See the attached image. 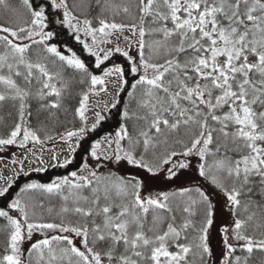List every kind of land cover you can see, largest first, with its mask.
<instances>
[{"label": "snow or ice", "instance_id": "1", "mask_svg": "<svg viewBox=\"0 0 264 264\" xmlns=\"http://www.w3.org/2000/svg\"><path fill=\"white\" fill-rule=\"evenodd\" d=\"M23 4L30 13V22L16 28L0 25V103H18L19 111V122L7 137H0V146L25 148L29 142L44 143L25 122L33 80L41 85L38 98H57L44 107H60L62 91L56 83L60 74L49 70L48 64L39 58L41 52L89 78V91L82 94L75 109L81 126L60 136L73 152L79 147V141L105 120L103 112L97 110L94 120L89 122L86 112L90 93L98 94V85L101 86L99 91H106L105 78L110 76L117 77L121 85L127 83L123 67L113 65L103 69V75L98 76L72 49L65 47L61 51L50 43L55 36L54 31L48 30L51 9L61 17L57 23L87 55L94 57L95 68L100 69L105 61L118 53L129 61L131 74L138 75L128 95L133 96L138 87L143 88L139 106L145 114L136 118L145 121L146 126L133 136L125 124H120L114 135L109 134L91 144L89 154L92 158L126 161L153 176L161 164L169 165L167 172L169 178H173L178 170L188 167L185 160L178 161L175 157L198 156L202 161L199 175L224 194L232 209L240 206L242 190L247 187L251 191L248 186L254 178L264 186V0H138L139 24L125 25L99 18L97 27H93L91 20L77 16L69 0H46L45 4L39 5L33 0H23ZM123 12L129 13V8L124 7ZM146 22L153 27L146 28ZM126 30L136 37L132 43L137 46L138 63L119 43L113 48L104 47L113 43V35ZM146 35L160 37L154 43L166 51L164 63H153L145 58V48H151L145 41ZM33 45L39 48L33 49ZM32 52L36 53V60L32 59ZM182 55L183 60L180 59ZM116 103L118 101L112 103L111 108H115ZM131 118L127 111L122 113V120ZM182 127L197 129L190 142L183 144L182 151L173 149L155 157V161L147 159L159 138L177 133ZM73 138H76L75 147ZM230 151L236 155L230 156ZM210 155L214 160L208 164ZM53 159L58 157L54 155ZM20 163L22 170L23 162ZM69 163L71 160L65 159L56 166L66 167ZM87 168L88 164L84 163L80 172ZM103 179L95 170H90L87 175L71 172L48 184L30 183L22 188L21 193L42 190L60 196L64 201L61 207L64 217L74 215L82 220L65 222L62 218L59 224L30 221L28 205L18 196L7 207L18 212L20 218L0 209V217L6 218L12 229L7 246L0 254V264H33L34 254L36 264H188L192 246L180 241L182 234L192 226L189 220L176 225L173 216L166 230L149 229L152 235L144 230L151 209L172 211L168 194L143 197L138 181H118L111 187L105 184L101 196ZM9 187L10 184L0 189V197L5 196ZM84 189L89 190L91 197L83 195ZM196 191L199 202L206 205L205 225L201 229V243L197 246L203 260L212 255L205 242L208 226L212 224V206L204 191L199 188ZM111 192L124 202L115 203ZM102 199L104 203H101ZM197 203V200L191 201L193 206ZM183 212L194 214L191 206L184 207ZM251 219L252 216L247 220L235 219L233 234L228 228L224 229L223 243L227 250L224 264H233L232 254L236 251V246L230 243L233 238L244 241L242 248L249 254L254 249L264 250V239L256 240L243 234ZM158 221L159 217L153 218L154 225ZM44 230L71 235L45 236L31 245L25 259L22 243L26 238L31 239L34 231ZM73 237L79 238L80 246ZM234 264H240L239 257H235Z\"/></svg>", "mask_w": 264, "mask_h": 264}, {"label": "trees", "instance_id": "2", "mask_svg": "<svg viewBox=\"0 0 264 264\" xmlns=\"http://www.w3.org/2000/svg\"><path fill=\"white\" fill-rule=\"evenodd\" d=\"M35 5L45 4L46 0H33ZM138 0H69V5L72 7L74 13L81 19H89L92 21L93 27L98 26V19L104 18L109 22L113 20L116 23L129 25L132 23L139 24V17L136 5ZM128 7L129 13H124L123 8ZM55 12L49 9V29L55 32L54 39L50 43L55 44L61 51L65 47L72 49L87 65L89 70L98 76H102V70L111 68L113 65H119L124 68V79L126 84L121 85L118 78L110 76L106 79V91H99L101 86H97L96 92L98 94L89 95V110L86 115L89 117V122L94 120V111L100 110L105 115V120L93 132H89L85 137L79 141V147H75L76 138H73V147L75 151H71L69 146L60 139L61 134L66 133L74 128H79L81 122L75 116V109L79 106V101L84 92L89 91L90 82L89 78L84 74L75 71L72 68L62 66L61 63L54 58H50L47 54L41 52L40 59L44 60L52 72H59L57 78V87L61 89L62 95L60 98V107L56 109L44 107L57 98L55 96H48L40 99L37 93L41 87L36 80H33L30 91L31 95L27 99V108L25 115L26 126L37 133L43 144H33L29 142L25 148L19 145H3L0 148L8 147V149L19 150L22 155H27L30 150H38L49 146L50 144H57L67 154L66 159H70L66 167L56 166L58 164L50 165L42 168L40 171L30 169L23 171L18 169L17 175L14 178H9L5 187H9L5 196L0 197V209L9 211V214L14 218H20V214L11 210L7 205L18 196L21 198L22 203L28 205L30 221H41L51 223H61L64 218L65 222L71 220L73 222L82 220L80 217L68 215L64 217L61 213V207L64 201L58 195H50L42 190H31L21 193V189L27 184H48L52 180L69 176L71 172L87 175L90 170H95L102 178L100 183L101 196H103V189L105 184L111 187L112 184L123 181L131 183L138 181L141 185L140 192L143 197L156 196L161 193L168 194V203L172 209L171 212H162L161 210L151 209L147 215L144 224V230L148 235H152L149 229L166 230L168 223L172 222L171 218L175 217L176 225L182 224L185 220L191 222V227L186 233L182 234L181 243H187L192 246V252L189 253L187 260L188 264H224V254L226 248L223 240L225 235V228L229 229V233L233 234L235 219L247 220L249 216L252 219L248 221L243 234L251 236L256 240L264 239V186H261L258 178H254V182L242 190L239 197L241 203L238 208L232 209L227 202L224 194L207 180L199 175V164L202 163L198 156L191 155L188 157L177 156L175 160H185L188 167L178 170L175 177L169 178L167 169L169 165H160V169L155 176L147 172L143 168H136L127 164L126 161H115L111 159L95 160L90 156L91 144L96 140L115 133L120 124H125L129 132L136 136L138 130L145 127V121L137 119L138 116H143L145 110L139 106V101L143 95V88L138 87L133 96L128 93L132 91L131 85L138 79V75L134 76L130 72L129 61L120 54H114L108 61L101 66L100 69L94 67V57L87 55L82 46L75 42L68 31L57 23L60 19ZM30 13L24 6L23 0H4L0 3V25L6 27H20L30 22ZM146 28L153 27L149 22L145 23ZM125 37H128L126 40ZM113 43L105 45L104 47L113 48L116 43H119L122 49H125L129 54L139 62V55L137 46L132 43L136 39L130 31L123 33H116L111 37ZM160 39L158 36H145V41L151 48H145V58L151 60L153 63H164L167 53L156 45L154 41ZM39 46L33 45V49H38ZM32 59L36 60L37 55L35 52L31 53ZM183 55L180 57L183 60ZM170 77H166L169 79ZM18 83L23 82L18 80ZM27 87V86H26ZM122 88V90H121ZM116 103L115 108H111V104ZM107 105L108 107H105ZM124 111H127L131 119L122 120L121 116ZM30 113V115H29ZM19 122L18 103L13 101H6L0 103V137H7L9 132L14 128L15 124ZM197 131L195 127L185 130L183 127L177 132L166 134V137H161L156 142V146L150 149L147 154V159L155 161V157L163 156L166 152L171 150L182 151L183 144L190 142L192 133ZM51 137V139H49ZM165 139L167 142L165 143ZM218 139V138H217ZM182 141L183 143H179ZM215 145H213L214 147ZM231 147V145H230ZM16 153V152H14ZM230 156H235V152H229ZM214 160L213 156L207 157V163L211 164ZM63 163V162H61ZM87 163L88 168L80 172L83 164ZM31 164V163H30ZM31 166H36L32 164ZM226 183L230 182L225 181ZM4 187V188H5ZM199 188L208 196V202L212 206V224L208 226L206 243L208 244L212 255L205 256L201 259V249L197 246L201 243L200 236L202 235L201 229L205 225L206 220V205L199 202V197L196 189ZM84 196L91 197L89 190H83ZM113 201L117 204L123 203L121 199L117 198L115 192L110 193ZM192 200H197L196 205H191ZM101 203H104L103 199ZM43 205V207H41ZM71 206V202H69ZM191 206L193 213L189 215L183 212V208ZM159 217L156 225L153 224V218ZM11 226L8 224L6 218L0 217V254L4 252L7 246L8 239L11 232ZM55 234L71 235L68 233H58L51 230L34 231L31 239H25L21 245V251L24 258H28V252L31 250V245L45 238ZM186 235L187 239H183ZM74 238V241L79 245V238ZM230 243L236 246V251L232 254L233 264L235 257L240 258V264H264V250L254 249L251 254L242 248L244 241L231 239ZM82 247V246H81ZM171 250H175L172 248ZM33 264H36L35 254L33 255Z\"/></svg>", "mask_w": 264, "mask_h": 264}, {"label": "rangeland", "instance_id": "3", "mask_svg": "<svg viewBox=\"0 0 264 264\" xmlns=\"http://www.w3.org/2000/svg\"><path fill=\"white\" fill-rule=\"evenodd\" d=\"M54 155L58 157L57 160L53 159ZM66 157L65 151L57 144H50L45 148L40 146L38 150H30V153L26 156L22 155V152L17 149L14 151L8 149V147L0 148V189L5 187L9 178H14L17 175L18 169L21 168V161L25 172L30 169H42L61 163ZM13 161H16V163H13ZM32 164H36V166H31Z\"/></svg>", "mask_w": 264, "mask_h": 264}]
</instances>
